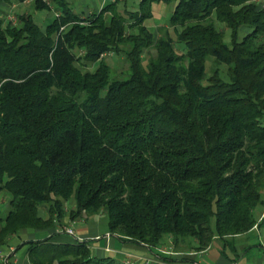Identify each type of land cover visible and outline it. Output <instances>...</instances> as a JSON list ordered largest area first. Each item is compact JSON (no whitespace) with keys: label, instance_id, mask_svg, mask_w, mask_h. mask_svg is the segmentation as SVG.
<instances>
[{"label":"trees","instance_id":"trees-1","mask_svg":"<svg viewBox=\"0 0 264 264\" xmlns=\"http://www.w3.org/2000/svg\"><path fill=\"white\" fill-rule=\"evenodd\" d=\"M77 1L0 0V248L49 232L13 252L126 264L63 232L102 214L109 237L164 262L217 241L237 264L264 222V0Z\"/></svg>","mask_w":264,"mask_h":264},{"label":"rangeland","instance_id":"rangeland-1","mask_svg":"<svg viewBox=\"0 0 264 264\" xmlns=\"http://www.w3.org/2000/svg\"><path fill=\"white\" fill-rule=\"evenodd\" d=\"M26 1L32 2V0H26ZM88 1L89 0H78L76 2V5H79V8H81V7L83 8L85 6L84 3H87ZM91 1L98 2L96 5L103 3V0H91ZM97 7H99V5ZM11 10H12V8H11ZM77 11H81V10L78 9ZM3 13L6 17V20L12 19L13 16L10 15L8 9H5ZM47 16H49V15H47V13H40L36 17H37L38 21H40L42 23ZM153 17H154V19H153V22L151 23V30L155 29L157 26L159 27V26L163 25L164 23H166V21L169 18V12H167V7L164 5H158L157 7H155ZM107 63L111 69L112 74L122 75V73H125V71H126V65L123 63L121 58H117L115 56L109 57V59L107 60ZM1 200H0V207L3 204L1 202ZM66 207L68 208L69 205H67ZM64 221H65V219H64ZM81 221H83V220L75 221V224H73L71 226L72 228L66 227L65 229H71L73 232L74 231L79 232L80 229H82V228L85 229L86 225L88 228H90L93 221H95L96 230L101 236L105 233V231L107 229V217H106V215L101 214L100 216L93 217L92 219H89L87 224L84 222H81ZM48 233L49 232L36 234V238L38 240L46 239V238H48ZM26 241H27V235L22 234L19 238H12L10 240L11 247L13 249H15L16 246H19ZM99 242L102 243V241H98L95 244H98ZM259 243L264 246V222L260 225V227H257L255 230H253V232L251 234L244 236V237H241V238H238V240L235 242V245H234L235 250H237L238 253L242 252V255H243V256L241 255L242 257L238 260L237 263L240 262L239 264H255V262L258 261L261 257L264 258V252L260 248H256V249L253 248V249H250V250L243 252L247 247L258 245ZM170 247H171V244L169 242H166L165 243L166 249H164L165 255H168L169 252L167 250H169ZM221 252H222L221 245L217 241H215L212 244V246L210 247V249L202 255L189 256V257L180 256V258H182L181 260H183L184 262H186V261L190 262V261H193V260H191V258L193 259L196 257L195 260L199 264H215L216 261H217V263L219 262L218 264H232L230 262L229 263L225 262L223 259H220L221 258L220 257ZM16 254L20 260L27 261L26 247H23L20 250H18L16 252ZM225 254L228 255L229 257L233 258V256H231L232 253L228 248H226ZM132 259L134 260V264L142 263V259L139 260V259L133 258V257H132ZM143 262H145V261H143ZM149 262L150 261H147L145 264H149Z\"/></svg>","mask_w":264,"mask_h":264},{"label":"crops","instance_id":"crops-1","mask_svg":"<svg viewBox=\"0 0 264 264\" xmlns=\"http://www.w3.org/2000/svg\"><path fill=\"white\" fill-rule=\"evenodd\" d=\"M97 3L98 2H96V1L94 3L93 1L89 0L87 3H84V4H87L91 9L94 10V9H97V6L99 5V4L96 5ZM90 219H92V218H90ZM75 221H80V220H75ZM75 221L70 222L68 219H65V221L63 222L64 223L63 225L65 227L72 228L71 226L73 224H75ZM88 221H89V219L86 221H81V222H84L87 224ZM57 233H61V232H59L57 230ZM74 234L75 235L73 238L80 239L81 241L82 240L83 241H87V240L95 241L92 244L91 251H92V254L94 256L99 257V258L112 257V258H116V259H119V260L125 262L126 259H130V258L132 259V257H133V258H137L139 260L142 259V263H139V264H145L147 261H150L149 264H190V262H188V261L184 262L183 260H181L182 258H180V255H175V254L170 255L171 259H174L175 263L164 262L161 259L157 258L155 255L151 254L145 247L136 246V245H132V244H123V243L118 242L113 237L107 238L106 237L107 229H106L105 233L101 236L96 230L95 221H93L90 228H88L86 225L85 229L82 228V229H80L79 232L74 231ZM30 237L27 236V241H29L30 239H32V240L37 239L35 235H31ZM54 241L59 242V243H71L72 239L69 237H66V236H60V237L54 239ZM98 241H102V243L99 242L98 244H95ZM13 259L15 261V264H29L28 261L20 260L17 257L16 252L15 253L13 252ZM195 259H196V257L193 258V261ZM143 261H145V262H143ZM218 263L216 261L215 264H218ZM239 263H237V264H239ZM196 264H199V263L197 262ZM255 264H264V258L261 257L258 261L255 262Z\"/></svg>","mask_w":264,"mask_h":264},{"label":"built area","instance_id":"built-area-1","mask_svg":"<svg viewBox=\"0 0 264 264\" xmlns=\"http://www.w3.org/2000/svg\"><path fill=\"white\" fill-rule=\"evenodd\" d=\"M63 232L70 237H74V232L71 229H64ZM106 237L108 238L109 236L106 235ZM0 264H15L12 249L7 251L0 248ZM126 264H134L133 259H127Z\"/></svg>","mask_w":264,"mask_h":264}]
</instances>
